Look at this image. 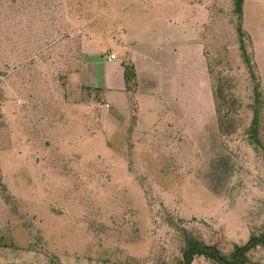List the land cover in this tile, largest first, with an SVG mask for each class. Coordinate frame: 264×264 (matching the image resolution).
I'll list each match as a JSON object with an SVG mask.
<instances>
[{
    "label": "rangeland",
    "instance_id": "rangeland-1",
    "mask_svg": "<svg viewBox=\"0 0 264 264\" xmlns=\"http://www.w3.org/2000/svg\"><path fill=\"white\" fill-rule=\"evenodd\" d=\"M178 16L200 27L211 86L236 100L227 135L204 61L195 127L157 96L82 85L84 45L122 54L125 30L145 41ZM243 29L264 89V0H244ZM251 91L232 0H0V264H181L184 234L230 260L264 235ZM241 262L264 264V248Z\"/></svg>",
    "mask_w": 264,
    "mask_h": 264
},
{
    "label": "crops",
    "instance_id": "crops-1",
    "mask_svg": "<svg viewBox=\"0 0 264 264\" xmlns=\"http://www.w3.org/2000/svg\"><path fill=\"white\" fill-rule=\"evenodd\" d=\"M183 11L187 10L183 9ZM173 21L164 22L162 26L152 29L151 32L148 31L151 38H146L145 41H143L147 34L145 28L125 30L126 43L120 47V52L123 54L125 50L134 65L137 83L134 93L145 94L151 99L157 96L170 112L177 115L180 126L195 127L200 112L191 110L189 106L195 104L201 94L196 96V85L192 77L201 70L203 61L206 67L203 73L202 70L199 73L202 75L206 72L207 96L212 100L213 105L211 80L203 52L201 30L200 27L198 30L195 26L186 25L185 19L179 16ZM86 40L89 42L91 39ZM86 47L84 45V62L79 73L82 78L86 70L87 75L82 85L87 89L99 90L100 95L120 94L123 91L127 94L122 68L124 55L116 54L114 51L106 53L92 51L91 48ZM109 54L115 55V59L108 61ZM214 121L217 126L216 115Z\"/></svg>",
    "mask_w": 264,
    "mask_h": 264
},
{
    "label": "trees",
    "instance_id": "trees-1",
    "mask_svg": "<svg viewBox=\"0 0 264 264\" xmlns=\"http://www.w3.org/2000/svg\"><path fill=\"white\" fill-rule=\"evenodd\" d=\"M243 5L244 0H232V14L235 18V29L239 38V51L243 63L247 69L250 81L252 83V105L250 107L252 118L248 128L249 143L258 150H262L264 154V143L260 137L262 126V112H264V89L261 84L259 73L253 61L252 40L248 33L243 29ZM123 76L125 81V90L127 94L135 92L136 74L134 65L127 55L122 61ZM210 75V73H209ZM212 87L213 103L217 116L218 130L221 134H226V128L229 127L231 115L235 112L236 100L232 94L227 93L221 84ZM99 92L97 89H88ZM224 106V107H223ZM226 107V109H225ZM225 110V111H224ZM185 247L181 264H192L196 257H203L216 264H242L241 260L246 261V255L256 247L264 248V235L251 238L247 245L234 248L230 254V260L223 256L214 246H205L184 234Z\"/></svg>",
    "mask_w": 264,
    "mask_h": 264
},
{
    "label": "built area",
    "instance_id": "built-area-1",
    "mask_svg": "<svg viewBox=\"0 0 264 264\" xmlns=\"http://www.w3.org/2000/svg\"><path fill=\"white\" fill-rule=\"evenodd\" d=\"M114 59H115V55H113V54L107 55V60L108 61H111V60H114Z\"/></svg>",
    "mask_w": 264,
    "mask_h": 264
},
{
    "label": "water",
    "instance_id": "water-1",
    "mask_svg": "<svg viewBox=\"0 0 264 264\" xmlns=\"http://www.w3.org/2000/svg\"><path fill=\"white\" fill-rule=\"evenodd\" d=\"M249 242H250V240H249L245 245H247ZM245 245H244V246H245ZM183 257H184V255H183Z\"/></svg>",
    "mask_w": 264,
    "mask_h": 264
}]
</instances>
